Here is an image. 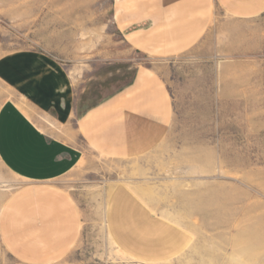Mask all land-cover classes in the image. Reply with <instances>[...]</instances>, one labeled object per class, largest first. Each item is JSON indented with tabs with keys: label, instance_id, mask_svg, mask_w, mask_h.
<instances>
[{
	"label": "rangeland",
	"instance_id": "obj_1",
	"mask_svg": "<svg viewBox=\"0 0 264 264\" xmlns=\"http://www.w3.org/2000/svg\"><path fill=\"white\" fill-rule=\"evenodd\" d=\"M112 2L0 0L3 51L49 54L76 85H86L85 99L97 101L126 83L137 65L158 72L170 94V128L152 152L120 160L84 150L72 171L48 183L70 196L80 214L78 242L63 262L146 264L121 252L106 231L109 193L125 185L188 235L184 250L160 264H264L261 14L243 19L222 12L209 53L152 58L124 43ZM5 95L0 86V104ZM26 183L0 162V220ZM0 264H29L9 250L1 228Z\"/></svg>",
	"mask_w": 264,
	"mask_h": 264
},
{
	"label": "crops",
	"instance_id": "obj_2",
	"mask_svg": "<svg viewBox=\"0 0 264 264\" xmlns=\"http://www.w3.org/2000/svg\"><path fill=\"white\" fill-rule=\"evenodd\" d=\"M222 12L243 19L261 14L264 35V0L112 2L124 43L152 58L211 52ZM0 86L7 96L0 104V162L27 182L4 205L3 239L29 264H75L63 260L78 242L80 214L70 196L48 183L72 171L84 150L128 160L156 149L172 121L167 86L154 69L137 65L126 83L91 101L86 85H76L55 58L37 49L3 51L1 41ZM104 212L111 241L135 261H170L188 245L183 229L125 185L110 191Z\"/></svg>",
	"mask_w": 264,
	"mask_h": 264
}]
</instances>
